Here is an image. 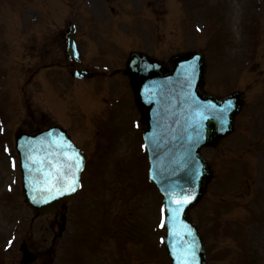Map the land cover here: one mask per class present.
Segmentation results:
<instances>
[{"label": "rangeland", "instance_id": "rangeland-1", "mask_svg": "<svg viewBox=\"0 0 264 264\" xmlns=\"http://www.w3.org/2000/svg\"><path fill=\"white\" fill-rule=\"evenodd\" d=\"M72 21L79 65L66 50ZM133 49L163 60L201 50L208 91H244L236 130L203 150L214 175L191 215L209 264H264L263 0H0V264H20L23 238L40 254L35 264H167L162 196L122 71ZM76 66L96 74L79 80ZM50 123L68 127L87 155L54 241L60 215L31 222L14 147L19 129Z\"/></svg>", "mask_w": 264, "mask_h": 264}, {"label": "water", "instance_id": "water-1", "mask_svg": "<svg viewBox=\"0 0 264 264\" xmlns=\"http://www.w3.org/2000/svg\"><path fill=\"white\" fill-rule=\"evenodd\" d=\"M74 31L72 26L67 49L71 59L79 61ZM206 68L207 59L200 52L178 53L166 63L133 51L125 69L141 114L149 177L164 198L167 228L164 242L171 264H184L185 252L189 253V264H207L203 236L189 214L202 199L212 177L201 148L216 145L221 137L234 130V118L245 103L242 92L224 97L204 92ZM91 74L76 70L77 77ZM221 113L222 119H218ZM16 148L26 201L31 207L54 213L61 203L67 205L77 195L86 156L65 129L53 126L35 134H20ZM65 152L67 156L62 155ZM76 154L81 164L78 171L74 169L76 189L64 190L62 194L47 191L51 185L49 174ZM22 250L23 264L35 260L36 256L24 245Z\"/></svg>", "mask_w": 264, "mask_h": 264}, {"label": "snow or ice", "instance_id": "snow-or-ice-1", "mask_svg": "<svg viewBox=\"0 0 264 264\" xmlns=\"http://www.w3.org/2000/svg\"><path fill=\"white\" fill-rule=\"evenodd\" d=\"M224 111H227V108H225ZM217 118L222 119V113ZM68 147L71 146L69 145ZM62 155L67 156V153H62ZM34 162L40 163V161ZM80 166L81 164L79 154H76L74 158L68 157L67 161L61 167L57 168L55 173L49 174L51 185L47 188V191L55 190L58 194H62L64 190L74 191L78 186V180L76 178V172L74 169L78 171ZM188 254L189 253L187 252L183 254L185 257L184 264H189L187 259Z\"/></svg>", "mask_w": 264, "mask_h": 264}, {"label": "flooded vegetation", "instance_id": "flooded-vegetation-1", "mask_svg": "<svg viewBox=\"0 0 264 264\" xmlns=\"http://www.w3.org/2000/svg\"><path fill=\"white\" fill-rule=\"evenodd\" d=\"M41 127H42L41 125H38V126L35 127L34 130H37V129L41 128Z\"/></svg>", "mask_w": 264, "mask_h": 264}]
</instances>
